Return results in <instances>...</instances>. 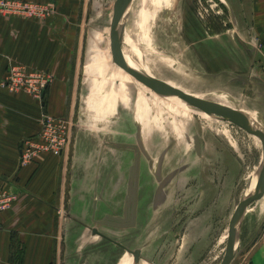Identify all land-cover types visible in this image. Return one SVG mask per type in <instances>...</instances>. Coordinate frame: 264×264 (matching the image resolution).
<instances>
[{"label":"rangeland","instance_id":"rangeland-1","mask_svg":"<svg viewBox=\"0 0 264 264\" xmlns=\"http://www.w3.org/2000/svg\"><path fill=\"white\" fill-rule=\"evenodd\" d=\"M106 12L107 24L95 27L92 55L81 59L86 97L78 113L87 119L81 116L85 129L103 131L110 153L129 156L130 167L120 217L102 221L113 234L93 242L113 251L110 264H218L230 216L261 162L260 142L229 122L160 97L113 63L112 3ZM237 27L221 0H131L122 36L132 46L121 49L136 63L139 53L141 67L173 91L255 122L256 100L246 86L236 107L220 90L242 86L232 81L240 60L234 56L250 46L237 37ZM98 115L107 119L96 121ZM114 137L116 143L107 142ZM250 211H264V192Z\"/></svg>","mask_w":264,"mask_h":264},{"label":"crops","instance_id":"crops-1","mask_svg":"<svg viewBox=\"0 0 264 264\" xmlns=\"http://www.w3.org/2000/svg\"><path fill=\"white\" fill-rule=\"evenodd\" d=\"M19 1L51 3L54 13L41 20L0 16V80L8 65H17L46 71L51 81L40 103L0 88V195L9 199L0 209V264H110L113 251L93 241H108L113 232L102 221L122 213L129 156L110 153L103 131L85 129L78 107L86 97L81 59L92 55L95 27L107 24L114 0ZM221 1L238 26L237 37L250 48L239 47L234 56L240 60L232 81L242 86L220 90L236 107L246 86L256 100L252 111L264 125V0ZM42 112L72 119L67 155L40 153L19 164L21 142L37 135ZM105 119L98 115L96 121ZM229 264H264V211L243 213Z\"/></svg>","mask_w":264,"mask_h":264},{"label":"built area","instance_id":"built-area-1","mask_svg":"<svg viewBox=\"0 0 264 264\" xmlns=\"http://www.w3.org/2000/svg\"><path fill=\"white\" fill-rule=\"evenodd\" d=\"M54 13L51 3H28L19 0H0V16L21 19H45ZM260 54V53H259ZM264 70V58H263ZM51 81V75L44 72L26 70L22 66L8 65L0 80V88L9 92H24L38 103ZM39 131L33 139L21 142L18 163L33 158L40 153H54L65 157L71 143L74 123L71 118L52 117L42 112L38 119ZM9 199L0 195V209L7 208Z\"/></svg>","mask_w":264,"mask_h":264},{"label":"water","instance_id":"water-1","mask_svg":"<svg viewBox=\"0 0 264 264\" xmlns=\"http://www.w3.org/2000/svg\"><path fill=\"white\" fill-rule=\"evenodd\" d=\"M131 0H114L112 7V16L109 24V51L111 55L112 62L118 64L129 74H131L135 79L146 85L149 89L154 91L160 96L164 97H176L184 101L188 106L195 108L206 115L216 116L222 121H228L229 123L239 127L242 130L247 131L251 135L255 136L261 145V163L255 174V180L252 192L245 194L248 186L244 189L242 197L236 203L233 212L228 221L226 244L224 248L223 255L218 264H229L233 258L235 244L237 240L240 220L245 212L246 208L258 199L264 191V128H260L251 122L248 118L240 115L237 112L227 111L219 108L218 106L208 104L201 100L195 99L193 97L179 94L173 91L169 86L147 76L143 73L137 72L131 67H129L123 57L121 49L119 47V27L120 23L123 21L127 14ZM249 184V183H248ZM131 255L134 261L137 262L139 257V251H131Z\"/></svg>","mask_w":264,"mask_h":264},{"label":"bare ground","instance_id":"bare-ground-1","mask_svg":"<svg viewBox=\"0 0 264 264\" xmlns=\"http://www.w3.org/2000/svg\"><path fill=\"white\" fill-rule=\"evenodd\" d=\"M125 18H126V16H125ZM124 20V19H123ZM123 22V21H122ZM122 22L120 23L121 24V26H120V28H119V47H120V49H121V44L122 45H124V46H130L131 44L130 43H128L126 40H124V38L122 37ZM132 46V45H131ZM121 52H122V54H123V57H124V59H125V61H126V63H127V65L129 66V67H131L132 69H134L135 71H137V72H140V73H143L144 75H147V76H149V77H151V78H153V79H155L154 77H152V75L151 74H149L144 68H142L141 67V63H142V59L140 58V54L139 53H137V52H135L136 54H137V57H138V59H139V61H138V63H136L129 55H127V54H125L123 51H122V49H121ZM155 80H157V79H155ZM157 81H159V80H157ZM160 82V81H159ZM162 83V82H161ZM176 92V91H175ZM177 93H179V92H177ZM157 94V93H156ZM179 94H182V93H179ZM182 95H185V94H182ZM160 96V95H159ZM188 96V95H187ZM160 97H162V98H165V99H167V100H169V101H171V102H173L174 104H176V105H178V106H180V107H182V108H185V109H188V107H190V106H188L184 101H182V100H180V99H178V98H176V97H164V96H160ZM191 97V96H190ZM191 109H194V110H196L197 111V113L198 114H200L201 116H208V117H211V118H214V119H216V120H219V121H222V120H220V119H218L216 116H209V115H206L205 113H203V112H201V111H199V110H197V109H195V108H192V107H190ZM220 108V107H219ZM221 109H223V108H221ZM224 110H227V109H224ZM227 111H233V112H237V113H239L240 115H242V116H246V114L243 112V114H241L238 110H227ZM192 113H194L193 112V110L191 111ZM247 118V117H246ZM250 120V119H249ZM251 121V120H250ZM256 121H258V120H256ZM224 122H228V121H224ZM251 122H253V121H251ZM260 122V121H259ZM255 125H257L258 127H260V128H262V127H264V125H263V123H261V125H259V124H257L256 122H253ZM231 124V123H230ZM245 131V130H244ZM247 132V131H246ZM253 136V135H252ZM255 137V136H254ZM261 163V162H260ZM260 163H259V166H260ZM259 166H258V168H259ZM258 168L255 170V172H254V174H253V176H252V178L249 180V186H248V189L246 190V192H245V194H249V193H251L252 192V189H253V185H254V180H255V174H256V172H257V170H258ZM264 192V191H263ZM255 201V200H254ZM249 207V206H248ZM247 207V208H248ZM247 208H246V210H245V212L247 211Z\"/></svg>","mask_w":264,"mask_h":264}]
</instances>
